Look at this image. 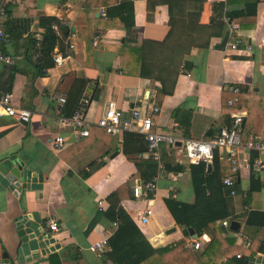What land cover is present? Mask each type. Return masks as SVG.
<instances>
[{
  "label": "crops",
  "instance_id": "crops-1",
  "mask_svg": "<svg viewBox=\"0 0 264 264\" xmlns=\"http://www.w3.org/2000/svg\"><path fill=\"white\" fill-rule=\"evenodd\" d=\"M98 1L3 0L0 50L17 58L14 64L0 61V95L11 93L15 105L31 112L27 122L0 116L3 256L13 264H130L132 252L138 254V264H200L192 256L199 250L190 243L196 239L203 246L209 235L186 233L165 198L195 200L182 140L216 135L234 113L244 120V110L222 107L223 94L230 93L227 87L236 85L248 95L264 93V0H113L100 7ZM123 2L129 29L125 12L114 7ZM249 4L256 5V13L248 26L239 25L243 43L226 49L225 11ZM41 15L59 18L68 31L64 51L58 45L53 49L64 55L63 61L42 70L31 55V39L43 34ZM77 89L89 98L86 115L93 122L110 102L124 113L133 106H158L151 112L153 129L172 134L175 143L160 142L155 160L143 135L134 131L108 133L93 123L88 136L77 138L72 126L60 119L72 110ZM254 123L264 138V109L258 110ZM57 134L64 138L61 149L52 143ZM216 151L223 159L225 151ZM253 151L240 148L235 157L239 163L251 161ZM260 158L264 161V154ZM159 162L164 173L153 196H134L133 186L156 176ZM236 190L228 196L236 217L225 218L239 221V229L218 224L227 236L235 235L236 244L247 246L242 245L247 235L241 230L249 210L264 211V169H242ZM147 205L152 215L143 223L139 215ZM108 207L122 209L128 219H116L114 226ZM49 218L57 221L59 231L45 239ZM106 229L111 230L108 248L98 256L91 246ZM252 233L257 244L250 264H264V252L257 249L264 244V227ZM125 239L133 242L132 251L124 250ZM181 239L188 251H158Z\"/></svg>",
  "mask_w": 264,
  "mask_h": 264
},
{
  "label": "trees",
  "instance_id": "trees-1",
  "mask_svg": "<svg viewBox=\"0 0 264 264\" xmlns=\"http://www.w3.org/2000/svg\"><path fill=\"white\" fill-rule=\"evenodd\" d=\"M112 1L113 0H99L96 4L100 7L102 4ZM114 7L121 8L123 13L125 12L123 20L126 24V15H128L126 2ZM255 13L256 5L249 4L240 10L225 11L224 15L237 22L241 27H246L249 25V20L255 17ZM38 24L43 28L41 44L36 48L35 39H31V55L36 51L39 52L38 56H36V66L42 70L45 67L53 65L52 52L56 45L60 46V49L64 51V40L68 35V31L65 30L61 20L52 15H41ZM53 25H56L57 30ZM126 25L129 29L132 23ZM193 28L194 24L189 25V39L191 38ZM77 90L74 96L75 99L70 103L73 108L69 115L75 108L82 89ZM237 95L238 100L232 105H228L227 100L233 96V93L223 94L222 107L228 106L231 111L244 110L246 112L244 120L241 123V139L242 141H247L250 136H258L260 126L254 123V117L259 109H264V93L262 95H248L244 93V90H241ZM65 101H67L66 98ZM234 114L226 117L227 127L231 126ZM257 154L256 150L252 152L251 161L254 160ZM190 165L195 200L191 203L182 202L168 196L165 198V204L175 222L181 226L186 233L188 232V228L192 227L198 236L204 233L209 235L208 241H205L203 246L200 245L199 248H195L199 250L197 253L190 252L192 253L193 259H195L196 263L199 262L200 264H210L211 262L217 264H250L251 260H253L257 244L252 229L264 227V211L251 209L247 212L241 231L244 235L250 236L251 238L247 246L236 244L235 235L227 236L222 232L223 227L218 224V221L229 215L232 218L236 217V215L230 213L229 195L226 194L227 190L224 189L222 183V176H228V173H231L230 161L226 157L220 159L215 150L211 160V170H207L205 163H191ZM150 179L151 178L142 180V182ZM255 180H257V183L259 182L258 179ZM235 184L237 185V180H235ZM248 199L249 194H246L244 197V204H247ZM106 214L113 220L128 219V216L120 208L114 209L113 207H108ZM142 241L148 246V243L144 239H142ZM111 243L112 238L110 239V244ZM123 246L124 250L132 251L130 248L133 247V242L125 239ZM186 247L187 243L181 239L171 245L159 248L158 251L162 253L166 250H180L182 248L188 251ZM257 249L264 252V244H260L259 247L257 246ZM237 253H241V255L238 257L236 256ZM133 254L136 256L133 257ZM129 255L133 261L130 264L139 263L137 253L130 252ZM258 260L261 261V258L258 257Z\"/></svg>",
  "mask_w": 264,
  "mask_h": 264
},
{
  "label": "built area",
  "instance_id": "built-area-1",
  "mask_svg": "<svg viewBox=\"0 0 264 264\" xmlns=\"http://www.w3.org/2000/svg\"><path fill=\"white\" fill-rule=\"evenodd\" d=\"M4 4L3 0H0V17L4 14ZM102 13H104L102 11ZM227 21L228 30L225 38V48L226 49H237L242 43V37L240 35L239 24L233 20L225 18ZM53 27L57 30L56 25ZM74 36V34H73ZM4 37V32L2 24L0 23V39ZM42 36L39 35L35 38V46L38 48L41 44ZM69 47H72V43H69ZM39 52L34 53L38 56ZM17 56L5 53L0 50V61L8 64H14ZM52 59L54 64H60L64 55L60 52H52ZM227 89L233 93V96L228 98L227 104L232 105L238 100V93L240 88L236 85H231ZM59 101L61 103L65 102V97L63 95L59 96ZM89 106V98L87 96L81 95L77 101V104L70 115L66 117H61V121L72 126L73 132L77 138L86 137L89 135L90 127L93 123L101 127L104 131L108 133H116L119 131H134L140 133L144 136L147 142L149 155L155 159L159 160L158 146L159 143L165 141L169 144H174L176 137L170 133H164L155 131L153 129V120L151 118V112H156L159 107L156 105H146V106H133L129 109L128 113H124L121 108L115 106L113 102L107 103L98 116V118L93 122L87 117V108ZM30 110L17 106L12 101V95L9 92H3L0 95V116L6 115L15 117L22 122H27L30 117ZM243 121L242 114H234L231 121V126L222 127L218 133L210 138H188L180 142V147L186 159L190 163H211L213 154L215 150L223 149L225 151L224 157H226L231 164V173L228 176L222 178V183L224 189L227 190V195H234L237 193L235 180L238 178V173L242 169L253 170L254 172H261L264 169V161L260 158L264 154V138L258 136H250L247 141H242L241 139V123ZM53 146L57 149H61L64 146V138L62 135L57 134L53 138ZM240 148L253 149L258 153L253 161H243L239 163L235 157V152ZM158 173L156 176L152 177L150 180L144 182L136 183L133 188V194L139 198H151L155 191V182L158 177L163 175L164 167L158 163ZM101 200L99 204H101ZM152 215V208L147 205L144 210L139 215V220L141 222H147L149 217ZM230 219H222L220 223L223 226L228 227L230 225ZM113 225H117V220L113 221ZM59 231V226L54 218H49L46 221L45 229L43 231V237L45 239L51 238L53 233ZM111 230L106 229L104 235L97 241H95L91 248L96 252L98 256H101L108 248L109 236ZM244 235V234H243ZM245 236V235H244ZM245 243L248 245V237H244ZM191 246L193 248H199L200 242L196 239L191 240ZM241 253H237L236 256H240ZM0 264H13L12 261L3 256V246L0 241Z\"/></svg>",
  "mask_w": 264,
  "mask_h": 264
},
{
  "label": "water",
  "instance_id": "water-1",
  "mask_svg": "<svg viewBox=\"0 0 264 264\" xmlns=\"http://www.w3.org/2000/svg\"><path fill=\"white\" fill-rule=\"evenodd\" d=\"M206 166H207V169H210V167H211V163H207ZM239 226H240V223H239V221H237V220H231L230 225H229L230 229H233V230H238V229H239ZM31 230H32L31 228H28V232H31ZM188 231H189V233H191L194 237L197 236V234L194 232V230H193L192 227H189V228H188ZM31 235L33 236L34 233L32 232Z\"/></svg>",
  "mask_w": 264,
  "mask_h": 264
}]
</instances>
